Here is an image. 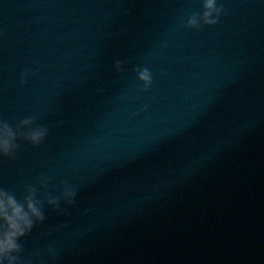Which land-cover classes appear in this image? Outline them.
Returning a JSON list of instances; mask_svg holds the SVG:
<instances>
[{"label": "water", "instance_id": "water-1", "mask_svg": "<svg viewBox=\"0 0 264 264\" xmlns=\"http://www.w3.org/2000/svg\"><path fill=\"white\" fill-rule=\"evenodd\" d=\"M216 8L209 24L204 0H0L16 145L0 188L34 190L43 214L20 264L246 263L264 222V0Z\"/></svg>", "mask_w": 264, "mask_h": 264}, {"label": "clouds", "instance_id": "clouds-1", "mask_svg": "<svg viewBox=\"0 0 264 264\" xmlns=\"http://www.w3.org/2000/svg\"><path fill=\"white\" fill-rule=\"evenodd\" d=\"M205 12L203 19L205 23H215V19H209L214 12L219 14L220 9L216 8V0H204ZM195 17L189 20L190 25H196ZM140 79L145 84L150 82L149 73L145 70L140 73ZM28 124L29 121H23ZM44 130H34L28 133V137L33 143L39 142L43 137ZM15 134L8 124L0 122V156H11L16 145L14 143ZM29 190L25 202H19L15 195L3 188H0V264H20L17 253L20 252L19 238L26 235L32 228L34 219L42 220L43 214L37 204L32 199V192ZM66 196L71 197L72 192H66ZM55 203V201H50Z\"/></svg>", "mask_w": 264, "mask_h": 264}]
</instances>
